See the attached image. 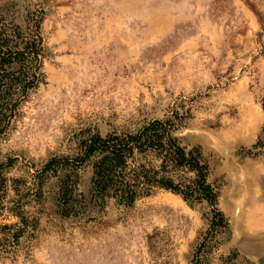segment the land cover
Instances as JSON below:
<instances>
[{
  "label": "rangeland",
  "instance_id": "1",
  "mask_svg": "<svg viewBox=\"0 0 264 264\" xmlns=\"http://www.w3.org/2000/svg\"><path fill=\"white\" fill-rule=\"evenodd\" d=\"M36 3L45 10V83L0 138L6 200L12 180L33 189L50 158L73 156L82 130L132 131L178 112V135L208 162L227 226L210 234L204 204L159 188L130 207L109 202L66 218L48 174L28 208L37 211L34 232L0 264H193L201 244L205 264H264V153H247L264 138V0H0V8L21 23ZM91 175L81 167L76 192L87 194ZM15 222L0 213V226Z\"/></svg>",
  "mask_w": 264,
  "mask_h": 264
},
{
  "label": "trees",
  "instance_id": "2",
  "mask_svg": "<svg viewBox=\"0 0 264 264\" xmlns=\"http://www.w3.org/2000/svg\"><path fill=\"white\" fill-rule=\"evenodd\" d=\"M15 13L0 8V138L13 128L31 94L45 83L44 7L36 3L24 9L21 23L15 21ZM184 126V116L174 112L132 131L101 135L97 130H82L73 156L50 158L35 175L33 189L22 186L21 180H12L14 194L9 200L8 180L0 163V213L7 211L16 219L0 226V259H13L20 240L34 232L37 211L28 208L39 204L48 174L57 178L55 204L63 217H78L91 207L104 209L109 202L130 207L159 188L181 196L190 205L204 204L209 210V233L221 232L227 222L217 208L218 191L208 180L209 164L198 147L188 149L182 144L178 134ZM247 153H264V138L259 137ZM85 164L92 171L86 195L76 192L77 172ZM201 247L193 264H205L199 258Z\"/></svg>",
  "mask_w": 264,
  "mask_h": 264
}]
</instances>
